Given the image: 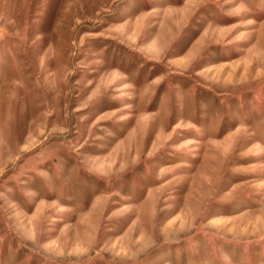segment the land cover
I'll return each instance as SVG.
<instances>
[{
  "label": "rangeland",
  "instance_id": "1",
  "mask_svg": "<svg viewBox=\"0 0 264 264\" xmlns=\"http://www.w3.org/2000/svg\"><path fill=\"white\" fill-rule=\"evenodd\" d=\"M0 264H264V0H0Z\"/></svg>",
  "mask_w": 264,
  "mask_h": 264
}]
</instances>
